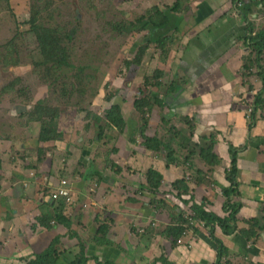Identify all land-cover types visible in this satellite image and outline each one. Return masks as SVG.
<instances>
[{
  "label": "crops",
  "instance_id": "crops-1",
  "mask_svg": "<svg viewBox=\"0 0 264 264\" xmlns=\"http://www.w3.org/2000/svg\"><path fill=\"white\" fill-rule=\"evenodd\" d=\"M260 1L263 0L124 2L126 11L132 15L146 21L156 19V24L145 30L173 33L175 42L181 43L182 57L174 69L169 63L160 66L174 85L161 91L165 96L162 99L170 98L173 113L191 120L196 133L215 135L214 152L228 172L226 181L230 178L232 156L235 158L232 188L235 193L230 198L238 212L236 230L224 236L219 227L211 226L215 236H208L204 229L207 224L200 222L197 226L200 232L185 231V237H170L172 232L155 236L151 230L142 235L141 229L157 218L152 209L144 206L150 196H141L137 186L126 185L128 180H136L135 174L109 170L101 176L97 170L100 163L95 162L98 157L91 161L96 144L85 145L78 161L75 157L69 168L63 167L58 158L47 160L43 154L51 146L57 151L67 150V131L58 130L59 139L40 141L33 107L18 103L7 110L4 123L0 124V256L5 264H20L18 258L27 264L26 256L35 259L48 250L52 240L39 222L43 202L47 201H51L48 208L51 215L62 212L67 216L62 218L66 228L56 225L62 244L54 253L67 252L70 256L71 251L80 253L78 240L67 235V228L71 227L81 231L80 234L88 229L86 236H94L84 256L91 260L98 257L99 262H103L102 255L112 254L111 263L126 264L124 252L132 250L134 234L139 232L148 245L160 244L164 252L158 250V255L165 254L173 264H214L212 236L228 250L229 256L220 258L219 264H264L263 227L258 225L256 240H247L252 228L247 221H264V11H261L264 1ZM255 38L262 45L260 50L254 48ZM102 96H97L96 104H102ZM258 97L262 103L257 102ZM114 147L122 150L118 145L107 148ZM123 150L126 152L124 146ZM146 158L142 154L128 156L124 164L140 168L142 159L143 166L147 165ZM154 170L161 179L180 177L160 164ZM123 175L132 179L125 184ZM219 179L225 180V173ZM61 180L69 183L73 195L72 203L66 207L51 200V193ZM114 183L116 186L112 187ZM227 184L230 187L228 181ZM185 198L189 197L177 199L178 205L189 201ZM196 203L202 207L205 204L206 213L224 218L222 194L216 203L202 195ZM168 240L178 243L172 246ZM154 258L151 256L150 260Z\"/></svg>",
  "mask_w": 264,
  "mask_h": 264
},
{
  "label": "rangeland",
  "instance_id": "rangeland-1",
  "mask_svg": "<svg viewBox=\"0 0 264 264\" xmlns=\"http://www.w3.org/2000/svg\"><path fill=\"white\" fill-rule=\"evenodd\" d=\"M124 2L128 0H31L30 10V0H0V124L18 103L32 106L40 141L59 139L58 130L67 131L66 151L51 146L43 154L47 160L60 159L65 168L75 157L78 161L85 145L96 144L91 161L98 157L101 176L109 170L118 174L126 170L136 180L123 175V183L128 180L125 184L137 186L141 196H150L144 206L157 220L144 226L142 235L151 230L155 236L172 232L170 237H185V231L199 230V196L216 203L224 187H229L228 172L214 152L215 135L196 133L191 120L173 113L170 98L162 99L161 91L174 85L160 66L169 63L174 69L182 57L181 43L175 42L173 33L145 30L156 19L132 15ZM97 96H102V104H96ZM109 145L122 150H111ZM139 154L147 156L146 166L143 159L140 168L124 164L126 157ZM158 164L180 177L159 178L154 170ZM224 173L225 180L219 179ZM185 195L189 201L178 205L177 199ZM50 204L43 202L39 218L45 231L53 224L64 226L62 218L67 217L62 212L51 215ZM247 222L256 240L258 227L264 231V221ZM207 226L206 234L215 236ZM67 229V235L78 240L80 253L58 254L60 239L49 246L44 259L29 264H115L109 261L112 254L102 255L103 262L85 258L94 236H86L88 229L84 234ZM138 233L132 250L124 252L126 264H173L165 254L158 255V250L164 252L160 244L150 246ZM168 241L172 246L178 243ZM219 255L229 256L223 244ZM30 256L25 259L30 261ZM151 256L155 258L150 260ZM0 264H5L1 256Z\"/></svg>",
  "mask_w": 264,
  "mask_h": 264
},
{
  "label": "trees",
  "instance_id": "trees-1",
  "mask_svg": "<svg viewBox=\"0 0 264 264\" xmlns=\"http://www.w3.org/2000/svg\"><path fill=\"white\" fill-rule=\"evenodd\" d=\"M260 2H263V1H260ZM252 42H254V48L256 50L261 49L262 45L256 41V38ZM257 102L262 103L263 101L258 97ZM230 153H231V151H230ZM234 161H235V158L232 156V163H231L232 168H231L230 173H229L230 178H227V181L230 184V187H229V189H225L222 191V196L225 199V203L223 204V206L221 208V210L224 214V218L221 219V218L217 217L216 215H214L213 213H206L203 210L202 206H198L197 210H196V214H197L198 220L200 222L205 223V224L209 225L210 227L211 226L219 227L224 236H229L230 234H232L235 231L236 223L238 222L237 218H236V215H238V212H236L237 207L231 201V198H230L235 193V190L232 189L234 186L233 185V182H234L233 178L235 176V170L233 169ZM39 222H40V220H39ZM253 223L255 224L256 222L254 221ZM256 234H257V232H256ZM47 235L52 240L51 246L60 240V236H57V233H56V225H51L50 227H48ZM252 237L253 236H251V234H249L247 240H249V242H252ZM211 240H212V241H210L212 243L211 249H212V251L216 252V262L214 264H219V261L221 258L219 255L221 243H219L217 240L212 239V238H211ZM108 256H109V254H108ZM45 257H46L45 253L40 254L39 256L36 255L35 259H30V261L28 259H26V262H27V264H29V262H34V261L36 262L37 260L44 259Z\"/></svg>",
  "mask_w": 264,
  "mask_h": 264
},
{
  "label": "built area",
  "instance_id": "built-area-1",
  "mask_svg": "<svg viewBox=\"0 0 264 264\" xmlns=\"http://www.w3.org/2000/svg\"><path fill=\"white\" fill-rule=\"evenodd\" d=\"M72 197L70 185L66 180H61L58 188H55L51 193V200L58 205L64 204L65 207L72 203ZM11 233L15 234L14 231Z\"/></svg>",
  "mask_w": 264,
  "mask_h": 264
}]
</instances>
